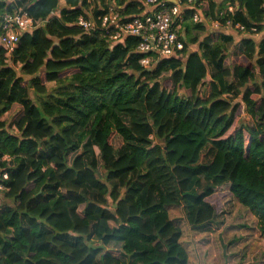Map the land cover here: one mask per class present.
Listing matches in <instances>:
<instances>
[{
  "label": "trees",
  "instance_id": "1",
  "mask_svg": "<svg viewBox=\"0 0 264 264\" xmlns=\"http://www.w3.org/2000/svg\"><path fill=\"white\" fill-rule=\"evenodd\" d=\"M16 1L41 25L12 65L0 50V264H189L170 208L208 231L229 197L264 235V0L189 10L183 59L151 70L137 38L77 25L107 0ZM10 8L0 0V18ZM198 10L221 28L194 23ZM229 22L244 28L239 64ZM14 105L23 114L8 123Z\"/></svg>",
  "mask_w": 264,
  "mask_h": 264
},
{
  "label": "built area",
  "instance_id": "2",
  "mask_svg": "<svg viewBox=\"0 0 264 264\" xmlns=\"http://www.w3.org/2000/svg\"><path fill=\"white\" fill-rule=\"evenodd\" d=\"M209 0H107L100 7L102 14L99 17L81 16L77 25L84 33L89 34L97 29L106 30L109 41L122 42L129 37L139 40L137 53L141 55L142 68L151 70L159 61L173 58L183 59L187 40L184 31L186 13L189 10L201 8ZM9 10L0 18V50L5 51V63L12 65V58L22 35L32 33L40 27L41 22L34 20L26 8L18 6L16 0H4ZM129 3L142 8L143 12L127 15L125 6ZM227 11L234 13L233 6ZM194 23L204 22L207 19L199 10L193 13ZM226 28H235L244 31L240 25L235 27L229 22ZM219 23H212V31L219 29ZM191 51L192 46L189 47ZM7 159V158H6ZM3 178L8 179V174ZM4 187L0 184V190Z\"/></svg>",
  "mask_w": 264,
  "mask_h": 264
},
{
  "label": "rangeland",
  "instance_id": "3",
  "mask_svg": "<svg viewBox=\"0 0 264 264\" xmlns=\"http://www.w3.org/2000/svg\"><path fill=\"white\" fill-rule=\"evenodd\" d=\"M92 6L94 7V3ZM91 9L92 7L86 10L89 17L93 15ZM212 23L209 20L206 22L209 30L212 29ZM223 30L227 34L234 32L239 38L245 35L243 31L230 28ZM259 36L262 38L264 33ZM192 49L197 47L192 46ZM228 49L232 58L229 60L230 65L243 62V54L238 45L231 43ZM47 86L54 88L55 84L48 83ZM235 102L241 103L240 99ZM242 107L244 109V104ZM22 114L23 108L14 105L4 119L8 123H14ZM93 152L97 153L98 149H88L86 157L91 158ZM2 205L4 202L0 196V206ZM169 211L175 223L183 230L182 243L189 250V264H264V235L258 230L256 219L244 210L234 197L223 200L220 217L208 231L192 230L183 207H173Z\"/></svg>",
  "mask_w": 264,
  "mask_h": 264
},
{
  "label": "water",
  "instance_id": "4",
  "mask_svg": "<svg viewBox=\"0 0 264 264\" xmlns=\"http://www.w3.org/2000/svg\"><path fill=\"white\" fill-rule=\"evenodd\" d=\"M175 74H176V72H174L173 74H171L170 76H168V77H165L163 80H161V82L163 83L165 80H174V76H175ZM240 99V102H241V104H244L243 103V99L242 98H239ZM238 99V100H239ZM237 103L236 102H234V104L233 105H236Z\"/></svg>",
  "mask_w": 264,
  "mask_h": 264
},
{
  "label": "crops",
  "instance_id": "5",
  "mask_svg": "<svg viewBox=\"0 0 264 264\" xmlns=\"http://www.w3.org/2000/svg\"><path fill=\"white\" fill-rule=\"evenodd\" d=\"M232 30V29H231ZM237 31V30H236ZM231 36H233V38H234V43L235 44H238L239 43V41L241 40V39H243L244 37H237L234 33H231ZM257 37H260L259 35H256V38ZM255 38V37H254ZM196 51V50H195Z\"/></svg>",
  "mask_w": 264,
  "mask_h": 264
}]
</instances>
